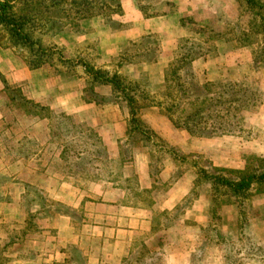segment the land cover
Returning <instances> with one entry per match:
<instances>
[{"label":"rangeland","instance_id":"1","mask_svg":"<svg viewBox=\"0 0 264 264\" xmlns=\"http://www.w3.org/2000/svg\"><path fill=\"white\" fill-rule=\"evenodd\" d=\"M118 1L111 28L99 14L35 32L67 64L29 69L0 29V264H264L263 188L228 197L198 173L264 171V41L236 42L264 34V0ZM208 36L215 47L193 62L196 78L211 89L246 81L262 99L234 133L197 137L166 114L164 70L184 38ZM136 43L158 49L157 61L129 62ZM86 66L138 83L145 136L128 137L123 101L83 99Z\"/></svg>","mask_w":264,"mask_h":264},{"label":"trees","instance_id":"2","mask_svg":"<svg viewBox=\"0 0 264 264\" xmlns=\"http://www.w3.org/2000/svg\"><path fill=\"white\" fill-rule=\"evenodd\" d=\"M245 1L248 5L256 4L255 0ZM258 6L263 5L259 3ZM114 13H122L118 0H46V3L43 4L42 1L38 7H30L27 0H0V29L7 44L22 54L28 68L38 69L56 61L61 64L70 62L59 51L54 50L53 46L42 43L41 35L44 32L56 35L63 31L67 23L70 27L77 26L76 23H71L72 19H87L99 14L108 18L106 22L111 28L108 15ZM37 30L42 31L41 35L35 33ZM262 33L257 30L239 32L236 42L239 46H257L261 42L259 39L264 41ZM214 47L209 36L204 39L184 38L164 70L163 94L171 101L165 107L166 114L176 127L183 128L192 136L212 137L234 133L239 127L241 111H250L262 99L260 89L246 81L217 84L215 89H211L208 82L196 78L193 62L208 54ZM129 49L134 50V59L129 60L131 63H153L158 59V49H147V45L144 46L143 43H136ZM145 53L149 58L145 57ZM86 73L89 76V86L83 99L95 104L123 101L129 115L128 137L136 134L145 136L147 131L137 117L142 107L138 104V98L144 100L148 97L140 95L142 91L139 90L138 83L129 84L117 74L109 75L90 66H86ZM101 85L110 89V97L106 98L95 92L94 87ZM175 113L178 114V120L173 117ZM223 172L224 169L214 168L211 171L201 169L198 173L202 180L212 184L214 193L222 190L228 197H245L254 185H259L264 190V171H229L235 172L232 175Z\"/></svg>","mask_w":264,"mask_h":264},{"label":"crops","instance_id":"3","mask_svg":"<svg viewBox=\"0 0 264 264\" xmlns=\"http://www.w3.org/2000/svg\"><path fill=\"white\" fill-rule=\"evenodd\" d=\"M125 6V5H124ZM133 12H134V16L135 17H138V16H140V11H138V10H133ZM127 10H125V15L127 16ZM130 16V15H129Z\"/></svg>","mask_w":264,"mask_h":264}]
</instances>
